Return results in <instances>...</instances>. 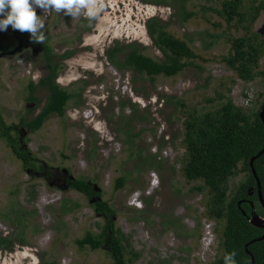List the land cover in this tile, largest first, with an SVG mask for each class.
Listing matches in <instances>:
<instances>
[{
    "label": "rangeland",
    "instance_id": "374dc122",
    "mask_svg": "<svg viewBox=\"0 0 264 264\" xmlns=\"http://www.w3.org/2000/svg\"><path fill=\"white\" fill-rule=\"evenodd\" d=\"M161 1L94 0L99 11L93 18L85 11L71 17L63 10H36L44 21L43 43L58 57L66 50L73 54L59 59L63 67L55 77L72 93L66 110L34 132L21 119H32L48 96L37 86L36 100L28 98L29 82L47 74L41 43H33L40 44L34 50L29 33L11 27L0 32V45L7 48L0 53L3 128L34 157L25 167L0 133V234L15 239L22 231L25 240L10 251L0 249V264H110L104 245L92 250L75 243L87 232L99 233L105 216L70 188L74 177L92 183L98 199L115 209V226L138 254L135 264H210L222 253V220L208 215V192L195 188L202 181L187 179L181 170L183 122L227 98L249 114L261 107L264 77L243 81L223 61L231 38L246 34L260 0H242V16L229 22L218 12L224 0H188L183 9L177 0ZM151 17L162 19L196 54L175 76L150 79L116 69L106 57L115 41H136L145 54L164 59L147 30ZM251 31L264 37V10ZM19 42L27 46L17 50ZM119 177L124 183L116 188ZM246 177L243 170L231 176L229 196ZM64 200L73 209L61 214Z\"/></svg>",
    "mask_w": 264,
    "mask_h": 264
},
{
    "label": "trees",
    "instance_id": "16d2710c",
    "mask_svg": "<svg viewBox=\"0 0 264 264\" xmlns=\"http://www.w3.org/2000/svg\"><path fill=\"white\" fill-rule=\"evenodd\" d=\"M177 1L179 7L183 9L188 0ZM241 3L242 0H224L218 12L229 22L235 16H242L239 12ZM262 10L264 0L259 1L247 19L246 34L231 38L228 55L223 57L225 64L236 76L246 82L264 77V69H259V61L264 55V37L251 31L253 22ZM146 26L153 44L161 51L164 59L158 60L145 54L144 46L136 41L126 44L115 41L105 53L110 64L116 69L130 70L132 74H144L150 79L159 75L171 77L182 71L196 56L185 40L167 30L162 19L151 17L146 21ZM6 49L0 45V53ZM41 49L47 74L37 83L29 82L28 98L36 100L34 91L37 86L46 88L48 96L40 111L32 119H21V124L31 132L38 130L50 115L63 116L72 97V93L55 82V77L63 67L59 59L69 57L73 51L66 50L58 57L46 42L41 44ZM120 53L123 54L122 58ZM262 105L249 114L227 98L215 109L201 114L189 113L183 122L185 156L181 170L187 179L202 181V184L195 188L200 192H208L206 201L208 215L212 219L222 220L220 232L222 253L210 264H264V238L251 242L263 234L264 228L249 222L253 212L260 216L264 215L258 199L257 181L249 166L250 159L264 148V122L259 116ZM3 126L4 122L0 116L1 136L21 159L22 164L25 167L29 166L33 162V154L28 149H21L17 137L10 133V128ZM149 162L155 164V159ZM252 167L260 183V192L264 200V152L254 159ZM239 170L245 171L247 177L229 196V179ZM68 183L70 188L92 199L95 210L105 216V225L99 233L87 232L82 238L76 239L75 243L80 248L88 247L92 250L104 245L111 257L110 264H135L138 254L132 251L129 238L115 226L113 221L115 209L98 199L101 195L98 188L84 178H69ZM123 183L124 177H119L116 188L122 187ZM71 209L72 206L68 207L64 200L60 213L65 214ZM6 217L10 219V214H6ZM22 234L21 231L15 239L10 235L0 234V249L10 251L17 242L23 243L25 240ZM245 244H248L247 249L251 255L245 252Z\"/></svg>",
    "mask_w": 264,
    "mask_h": 264
},
{
    "label": "clouds",
    "instance_id": "9594fccd",
    "mask_svg": "<svg viewBox=\"0 0 264 264\" xmlns=\"http://www.w3.org/2000/svg\"><path fill=\"white\" fill-rule=\"evenodd\" d=\"M36 9H41L45 14L63 10L71 17L85 11L90 18L95 17L99 11L94 0H0V32L11 27L15 31L29 33L32 43L43 44L44 21L42 15H37Z\"/></svg>",
    "mask_w": 264,
    "mask_h": 264
},
{
    "label": "water",
    "instance_id": "95a60500",
    "mask_svg": "<svg viewBox=\"0 0 264 264\" xmlns=\"http://www.w3.org/2000/svg\"><path fill=\"white\" fill-rule=\"evenodd\" d=\"M17 50H19V48L17 49ZM13 51H16V50H13ZM259 116H260V118H261V120L264 122V103H263V105H262V108H261V110H260V112H259ZM264 152V148L256 155V156H253L251 159H250V161H249V166L251 167V170H252V174H253V176H254V178L256 179V181H257V187H258V199H259V203H260V205L262 206V208H263V210H264V200H263V198H262V195H261V192H260V183H259V181H258V178H257V176H256V173H255V171H254V169H253V167H252V165H253V161H254V159L257 157V156H259L261 153H263ZM249 222L252 224V225H254V226H258V227H263L264 228V215L263 216H260V215H258V214H256V213H251V218L249 219ZM264 238V232H263V234L260 236V237H258V238H256V239H254V240H252L251 242H253V241H255V240H260V239H263ZM247 246H248V244H245V252L247 253V254H250L251 255V253L248 251V249H247ZM252 259V261H253V257L251 258ZM253 263V262H252Z\"/></svg>",
    "mask_w": 264,
    "mask_h": 264
},
{
    "label": "flooded vegetation",
    "instance_id": "af4514ba",
    "mask_svg": "<svg viewBox=\"0 0 264 264\" xmlns=\"http://www.w3.org/2000/svg\"><path fill=\"white\" fill-rule=\"evenodd\" d=\"M21 41H22V39H21ZM24 43L23 42H19V50L21 49V50H23L26 46H27V44H25V45H23ZM29 44V46H31L32 47V49H34V50H38L39 48H40V44H37L36 45V48H35V45H33V43L32 44H30V43H28ZM46 68V67H45Z\"/></svg>",
    "mask_w": 264,
    "mask_h": 264
},
{
    "label": "bare ground",
    "instance_id": "6f19581e",
    "mask_svg": "<svg viewBox=\"0 0 264 264\" xmlns=\"http://www.w3.org/2000/svg\"><path fill=\"white\" fill-rule=\"evenodd\" d=\"M36 10H38V9H36Z\"/></svg>",
    "mask_w": 264,
    "mask_h": 264
}]
</instances>
